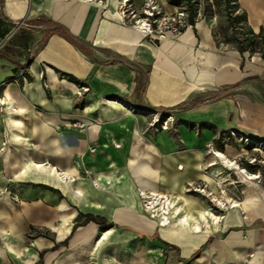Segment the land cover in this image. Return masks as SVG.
I'll return each instance as SVG.
<instances>
[{
  "label": "crops",
  "instance_id": "1",
  "mask_svg": "<svg viewBox=\"0 0 264 264\" xmlns=\"http://www.w3.org/2000/svg\"><path fill=\"white\" fill-rule=\"evenodd\" d=\"M238 2L254 31L264 27V0ZM0 15L13 33L25 20L46 17L77 41L51 34L17 82L0 59V264H146L131 262V236L165 242L174 235L187 252L197 247L185 258L179 244H169L182 262L215 235L260 243L255 224L264 217L247 223L243 200L234 227L200 231L174 220L168 231L144 215L138 195L144 189L175 197L184 211L205 210L186 185L206 181L203 164H216L208 151L218 160L216 152L240 155L221 132L264 137V104L244 94L264 82L258 54L217 44L213 24L200 16L178 34L148 40L124 23L112 0H0ZM31 32L33 49L43 33ZM14 47L24 63L27 50ZM155 113L171 115L170 129L150 125ZM87 214L108 226L83 222Z\"/></svg>",
  "mask_w": 264,
  "mask_h": 264
},
{
  "label": "rangeland",
  "instance_id": "2",
  "mask_svg": "<svg viewBox=\"0 0 264 264\" xmlns=\"http://www.w3.org/2000/svg\"><path fill=\"white\" fill-rule=\"evenodd\" d=\"M101 1V0H97ZM114 6L117 10L120 11L124 19V23L133 27L136 26L139 20H146L145 14L143 13L145 9L146 0H112ZM157 6L156 9L159 11L157 16V22L154 27L151 29L150 33H143L140 30H137L148 40H155L162 38L161 35L165 36L167 33H171L168 30V27L171 25V18L176 17L179 8L167 4L165 0H152ZM201 2L203 0H200ZM209 23L213 24L215 30L220 26L226 24L225 17L222 14L213 16L210 19H206ZM211 20V21H210ZM18 25H15V28ZM173 35L178 33H171ZM25 55H27L25 53ZM255 78V77H253ZM247 78L246 80H250ZM255 84V85H254ZM251 85V84H250ZM254 88L252 91H244V94L247 98L251 99L253 102H260L264 104V82L258 81V83L253 82ZM251 87V86H250ZM251 89V88H250ZM170 129V124L168 122V128ZM235 133H240L244 136L258 140L261 144L250 145L248 148L245 146L242 140L238 138H232L230 131ZM224 137L228 141H233L236 147L240 150V155L237 158H230L236 163L239 168H242L246 173L252 178H247L243 176L238 169H233L222 165L220 160H218L214 151H208L206 156L210 160L215 161L214 166H207L203 164V173L206 176V181L197 180L186 185L185 193L196 197V199L202 204V212H191L184 207L180 200H177L175 197L167 195L172 201L175 202L176 207L178 206L179 212L172 214L173 207L168 209L167 216L169 217V225L166 227L172 229L173 221H176V217H179L181 214L186 215L187 222L193 225V222H198L201 227L207 228L209 231L213 228H218L222 223H226L227 226L234 227L235 217L239 214L245 215L244 219L247 223H250V220L253 219L257 214L263 215L264 217V137H259L255 135L248 134L244 131H239L236 129H227ZM238 136V134H237ZM226 142L225 139H222ZM223 142V141H222ZM215 159V160H214ZM205 162V161H204ZM254 170V171H253ZM256 176V177H255ZM138 189V195L140 193ZM144 190V189H143ZM150 191L144 190V193H149ZM165 195V194H164ZM250 197V200L247 198ZM141 209L145 216L150 219L156 220V217L151 216V212L146 210L145 207V198H142L139 195ZM244 201V212L241 213L240 201ZM223 203V207L220 206V203ZM253 203V208H245L248 204ZM159 206V205H158ZM156 206V207H158ZM238 206V207H237ZM211 212L214 215L218 216L215 218L209 216L208 213ZM193 214V215H190ZM198 214V215H197ZM205 215V218L201 216ZM197 215V216H196ZM157 221V220H156ZM179 223H183L180 220H177ZM159 222V221H158ZM171 223V224H170ZM184 224V223H183ZM185 225V224H184ZM189 225V224H187ZM166 226V225H161ZM256 228L260 232L264 233V220H259L255 224ZM182 227V226H181ZM179 227H177L178 229ZM103 229L102 224H99V230ZM181 229V228H179ZM201 231V230H200ZM205 231V230H204ZM46 233V231H44ZM181 236V235H180ZM249 235H226L222 240H217V235L214 236L215 240L201 251L196 254V257H192L187 262L179 261L178 255L174 249L169 247V244L177 243L180 248V257L188 258L194 250L197 248H192L185 250V242H177V237L174 235H165L164 241H145L144 238H135L134 236L130 237L129 242L127 243L126 249H130V258L132 263H146V264H264V235H259L262 239L260 243H247ZM242 240V247L239 245ZM175 241V242H174ZM118 242V241H117ZM176 245V244H175ZM251 245V246H250Z\"/></svg>",
  "mask_w": 264,
  "mask_h": 264
},
{
  "label": "trees",
  "instance_id": "3",
  "mask_svg": "<svg viewBox=\"0 0 264 264\" xmlns=\"http://www.w3.org/2000/svg\"><path fill=\"white\" fill-rule=\"evenodd\" d=\"M171 6L183 9L186 14L188 24L193 25L197 18L204 17L210 19L215 15L222 14L225 17L226 24L214 30L213 35L217 44H232L239 51L241 55L247 53L249 56L258 54L264 60V27H260L258 31H254L248 24L246 13L240 8L238 0H167ZM11 25L5 21L0 15V40L4 39L11 31ZM31 29L42 31L43 35L38 40L35 48L30 47V42L33 40ZM58 33L72 44H77L76 39L68 33L61 25L46 17H38L35 19H28L15 30L0 46V59L6 60L15 73L19 68L25 69L32 61L35 53L46 42L47 38L53 34ZM18 46L27 50L25 55V62L19 63L14 56L18 53ZM24 76L26 73L24 72ZM68 78H74L68 75ZM146 80L138 78L136 81V92L141 94L144 91ZM254 171V170H253ZM89 220H97L103 227L108 226L102 223L101 217H94L90 214L85 215L83 222ZM198 251L194 254V256Z\"/></svg>",
  "mask_w": 264,
  "mask_h": 264
},
{
  "label": "built area",
  "instance_id": "4",
  "mask_svg": "<svg viewBox=\"0 0 264 264\" xmlns=\"http://www.w3.org/2000/svg\"><path fill=\"white\" fill-rule=\"evenodd\" d=\"M156 5L154 4V2L152 0H146L145 1V9L143 11V13L145 14V21L144 20H139L136 26H133L134 28H136L137 30H140L143 33H150L152 30V28L154 27L155 23L157 22V16L159 14V11L156 9ZM187 14L183 9H180V11L177 12L176 17L171 18L172 23L171 25L168 27L169 32L171 33H179L180 31H182L183 29H185L186 27L191 26L190 24H188L187 20H186ZM18 27V26H16ZM14 30V29H13ZM13 30L10 31L9 34H7L5 36L4 39H2L0 41V46L10 38V36L13 34ZM161 37H164L163 35H161ZM24 72L25 70L23 68H19L17 70V72H15L12 75V80L14 82H17L19 78H24ZM80 91L85 92L88 91V86L87 85H81L80 86ZM171 120V115H166L165 113H155L151 119L150 125L154 127V129L157 131L159 129H167L168 128V122ZM80 125V124H79ZM82 126V124L80 125ZM226 131H222V135L224 136ZM238 134V136H237ZM230 135L231 137L234 138H238L240 140L243 141V143L245 144L246 147H249L250 145H260L261 142L260 141H256L251 137L248 136H244L240 133H235L234 131H230ZM223 143L225 142L224 140H222ZM262 145V144H261ZM95 151V147H90L89 148V152L93 153ZM139 195L142 198H145V207L147 210V206L151 205V202L153 201L151 196V192L144 193V190H140ZM12 197L17 200V196L16 194H12ZM162 200V199H161ZM160 201V199L158 200Z\"/></svg>",
  "mask_w": 264,
  "mask_h": 264
},
{
  "label": "bare ground",
  "instance_id": "5",
  "mask_svg": "<svg viewBox=\"0 0 264 264\" xmlns=\"http://www.w3.org/2000/svg\"><path fill=\"white\" fill-rule=\"evenodd\" d=\"M216 156L220 159L221 163L227 167H230V168H233V169H238V171L245 177L247 178H252V176L248 175L246 173V171L242 168H239L236 163L232 160H229L228 158L225 157V155L219 153V152H216ZM256 177V176H255ZM151 196L153 201L151 202V205H148L147 206V210L151 212V215L153 217H156L157 220L159 221V223L161 225H167L169 223V217L167 216L168 214V209L170 207H173V211L172 214H176L179 212L178 210V206L176 207L177 204H175L174 201H172L167 195H164V194H161V193H156V192H151ZM160 199V201H158ZM162 199V200H161ZM220 204V206H224L222 202L218 203ZM159 205V206H158ZM158 206V207H156ZM171 209V208H170ZM209 214V216H213L215 218H218V216L214 215L213 213L211 212H206ZM203 218H205V215L202 216ZM187 216L184 215V214H181L179 217H176V221L177 220H180L181 222H183L185 225L188 224L187 222ZM183 223H180V224H183ZM201 225H199L196 221L193 222V230H200Z\"/></svg>",
  "mask_w": 264,
  "mask_h": 264
}]
</instances>
